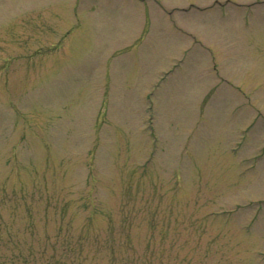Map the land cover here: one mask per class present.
I'll return each mask as SVG.
<instances>
[{
    "label": "rangeland",
    "instance_id": "rangeland-1",
    "mask_svg": "<svg viewBox=\"0 0 264 264\" xmlns=\"http://www.w3.org/2000/svg\"><path fill=\"white\" fill-rule=\"evenodd\" d=\"M0 235L264 264V0H0Z\"/></svg>",
    "mask_w": 264,
    "mask_h": 264
},
{
    "label": "trees",
    "instance_id": "trees-1",
    "mask_svg": "<svg viewBox=\"0 0 264 264\" xmlns=\"http://www.w3.org/2000/svg\"><path fill=\"white\" fill-rule=\"evenodd\" d=\"M23 218L24 217H20V216L12 217V218H10V224L11 223L15 224L18 222V220L23 219ZM58 231H59V228H58ZM53 241H58V240L54 239V240H51L49 242V244L52 248L50 250V254L45 255V257H47V259L45 261H43V264H48L50 260H53L57 256H61L65 253V251H63L61 249V244L59 242L51 243ZM8 245H9V243L7 241H4V238L0 235V264H7L8 262L12 261V258L13 259L18 258L17 255H15V254L9 255ZM111 251L114 252V250H111Z\"/></svg>",
    "mask_w": 264,
    "mask_h": 264
}]
</instances>
